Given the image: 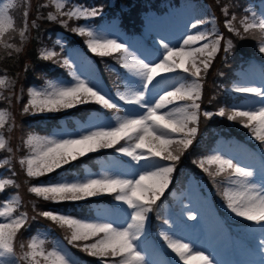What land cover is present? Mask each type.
Instances as JSON below:
<instances>
[{
  "label": "snow or ice",
  "instance_id": "snow-or-ice-1",
  "mask_svg": "<svg viewBox=\"0 0 264 264\" xmlns=\"http://www.w3.org/2000/svg\"><path fill=\"white\" fill-rule=\"evenodd\" d=\"M66 2L49 0L42 4L41 7L51 4L55 9L47 14L46 19L67 28L69 21L87 20L97 16L100 11L82 5L65 10ZM18 5L23 9V24L19 27L11 15V10ZM30 8L31 0H0V59L3 58V52L13 57L24 50L30 28L37 27L35 20L29 25ZM220 11L225 17L223 26L226 31L240 39L256 41L258 52L264 55V16L252 12L250 16L238 18L235 12L230 15V5L227 3L220 5ZM209 22L213 24L211 30L188 34L178 46L161 42L159 47L162 51L157 53V59L153 61L137 57L116 39L98 36L90 27L76 26L70 29L77 36L85 38L84 43L93 55L115 58L126 72L137 78L139 83L135 87H128L124 92L118 91L116 95L125 105L135 106L143 112L114 115V126L97 127L68 138L29 133L22 140V146L27 151L20 156L18 164L20 171L27 177V191L38 200L59 204L112 196L125 206V209H121L122 222L116 224L103 219L85 220L58 211L38 210L35 201L32 202L35 216L30 217L27 211H20L22 198L17 192L9 199L0 201V264H78L62 245L57 244L49 249L46 240L39 235L27 241L21 240L30 219L37 217L64 229L68 245L97 259L99 264H149L138 241L145 232L149 214L156 210L157 202L168 190L177 163L193 145L201 117L211 119L215 116L239 123L248 129L252 138L264 149V85H236L231 89L233 93L255 98L245 103L259 102V107L222 106L215 112L201 110L209 70L221 50L227 54L234 47L231 39H226L216 30L215 17ZM205 23L204 20H198L191 28L198 29ZM13 34H18V42L14 40ZM55 44L62 45V42L57 39ZM58 57L59 53L50 48H42L38 52V59L42 61L71 68L68 60L60 61ZM169 74H178V86L163 89L149 101L147 93L151 88L166 83ZM70 75L72 82L67 85L49 80L42 88H28V100L23 105V113L55 114L88 104L113 112L121 110L120 105L95 85L81 79L75 72H70ZM15 83V80L0 73V99H7L11 103V98L3 96L2 90L11 89ZM11 121V112L0 110V151L8 153L14 151L5 138V133L13 132L14 123ZM102 149H114L134 164L140 165L141 161L144 164L141 169L134 170L130 177L102 175L74 182L54 180L47 184H29L31 180L55 173ZM193 163L213 182L218 178L227 182L229 186L223 189L221 197L230 213L260 226L264 231V179L259 184L254 182L255 173L251 168L219 154L205 156ZM10 164L11 157L0 166ZM8 171L13 177L17 175L11 167ZM9 187L19 189L20 185L14 179L0 178V194ZM187 218L195 220L196 216L189 213ZM161 239L180 264H215L209 255L194 249L189 243L174 239L167 233H161ZM261 247L264 248V239L261 240Z\"/></svg>",
  "mask_w": 264,
  "mask_h": 264
},
{
  "label": "trees",
  "instance_id": "trees-1",
  "mask_svg": "<svg viewBox=\"0 0 264 264\" xmlns=\"http://www.w3.org/2000/svg\"><path fill=\"white\" fill-rule=\"evenodd\" d=\"M169 1L173 4H178L181 0H112L110 5L109 0H70L68 5L79 3L80 5L90 9H99L100 11L97 16L87 19L89 22L97 24L105 17H114L116 18L118 26L123 31L133 34L137 33V30L140 27V22L142 21V16L146 11L150 9L156 11L161 9L164 10L167 7V2ZM257 1L259 0H220V3H217V0H192L193 5L198 7L208 18L212 19V17H215V25L218 28V32L222 33L226 39H231L234 44L231 52L227 54L221 50L214 61L212 68L209 70L201 101L202 111L215 112L222 106L230 108L229 104L238 100L240 96V94L235 93V97H231V89L234 87L233 85L235 84V81L240 79L239 70L244 67L246 56H263L257 50L256 41L252 39H240L226 31L223 26L225 17L221 14L220 5L223 3L229 4L230 15L235 12L239 18L244 15H248V11L246 12L245 10H248V6L250 4H256ZM21 2H23V0H21ZM48 2L49 1L47 0H31L28 22L29 25H31V22L35 20L37 27L30 28V32L28 34L29 39L25 44L24 50L20 54L8 57L6 52H3V58L0 59V73L7 75L16 81L15 85L11 89L2 90L3 96L11 98V103H9V100L7 99H0V109L10 111L12 114L11 122L14 123L13 132L11 134L5 133V138L8 140L9 146L12 147L14 151L13 153L0 151V165H2L3 161L9 157H11V164L0 166V177L14 179L16 183L20 185L19 189L12 187L7 188L3 194H0V201L4 200L8 194L18 192L22 198L20 211H27L30 217L35 216V213L32 211V202L35 201L38 210L58 211L68 213L79 218L93 213L95 207V205H92L93 198L86 201L55 204L38 200L27 191L28 185L25 184L27 177H25L20 171V166L18 164V159L24 154L25 150L22 146V140L26 138L29 133L45 134L50 131L53 127L57 126L58 123L54 125L44 124H47L49 120L55 119L58 115H64L65 124L71 125L74 122L73 118H83L86 116V113L89 110L88 106L98 108L104 113L109 110L103 109L98 105L88 104L78 106L77 108L67 110L66 112H59L55 114H24L23 105L27 103L28 99L27 89L32 84L42 83L48 78L67 75L69 69L68 67H62L60 63H53L51 61H42L38 59V52L40 49L51 48L59 53L58 59L60 61L67 60L63 48H58V46L53 42V40L55 41V37L58 33L62 34V37L65 40H68L71 45L78 46L85 50L90 59L94 62L97 74L108 91H114L116 87L120 86V77L118 73L120 64L113 57H98L85 49V38L77 36L70 30L72 27L79 26L83 19L69 21L67 28L61 26V24L57 22L48 21L46 19L47 14L49 12H54L52 6L49 4L48 7H41L42 4ZM24 6L26 7L27 4ZM22 10L23 9L19 5L16 9L11 10V15L18 27L23 24ZM13 37L14 40L18 42V34H13ZM111 65L114 67H111ZM26 66L27 71H25ZM17 97H19V99H17ZM214 120H219L224 126H229L226 131H231L230 123L232 122L228 121L226 118L214 116L211 119H204L201 117V123L203 124L204 121L209 124ZM193 150L195 149L191 146L181 157L177 165L197 166V164L193 163V161H199L196 158L199 157V154L195 155ZM104 153L105 149L96 153H90L89 155L73 162L71 165L58 169L55 173L35 179V184H40L41 182L47 179H52L55 176H81L84 172V166L92 169L96 168V159ZM205 166L207 167L208 165ZM10 167L17 173L16 176H11V173L8 171ZM200 171L207 176V178L203 181H213L201 169ZM29 184H34V180L29 181ZM162 198H164V196ZM99 199L111 201L112 196H100ZM149 219L150 226L152 228H154L156 223L161 220L160 201L157 202L156 210L149 214ZM38 230H47L50 238L55 235H58L63 239L65 237L64 229L51 224V222L46 221L41 217H37L35 219H30L27 228L23 230L21 240L27 241L30 235ZM64 241L68 245L67 240L64 239ZM49 244L50 241L47 239L46 247H48ZM68 246L78 259L85 261V264H99L97 259L87 256L85 253L81 252L77 248H73L71 245Z\"/></svg>",
  "mask_w": 264,
  "mask_h": 264
},
{
  "label": "rangeland",
  "instance_id": "rangeland-1",
  "mask_svg": "<svg viewBox=\"0 0 264 264\" xmlns=\"http://www.w3.org/2000/svg\"><path fill=\"white\" fill-rule=\"evenodd\" d=\"M111 2L112 0H109V3ZM68 3L69 0L66 2L65 10H67L68 7L80 5L79 3L68 5ZM167 6L168 9L166 11H163L162 9L159 11L150 9L143 15L144 24L141 34L132 35L130 33H126L125 31L123 32L117 25L114 18H104L97 24H92L88 20L83 19L80 26L90 27L98 34V36L102 38L116 39L117 41L124 43L134 55L146 61H153L157 59V53L162 51L159 47L161 42L178 46L182 43V39L186 35L192 34L196 31H208L213 28V24L209 22L211 21V18H208L198 7L194 6L192 0H181L178 4H173L169 1L167 2ZM257 6L256 11L252 10V12H255L258 16H264V0H261ZM52 9L55 11L53 6ZM201 17L206 23L201 25L198 29H192L191 25L200 20ZM215 28L218 31L216 25ZM57 39L61 42L65 41L60 34L56 35L55 41ZM57 46L58 48H61V45ZM85 49L89 51L86 44ZM65 56L71 65V69L68 73L69 76L67 78H54L50 81L59 82L65 85L70 84L72 82L70 72H75V74L81 79L89 81L103 94L111 97L114 102L120 105L121 111L112 115H105L102 112L94 111L91 112L84 121L77 122L74 126H62L49 134L40 136L68 138L70 136L80 135L97 127L114 126L116 123L113 119L114 115L138 114L143 112L142 109L136 108L135 106L125 105L116 95L118 91L124 92L126 88L135 87L139 83L136 77L131 76L121 66L118 71L120 86L115 88L113 91L114 95H112L105 89L102 80L99 78L97 71L95 70L92 60L82 48L78 46L69 47L68 49H65ZM111 67L114 66L111 65ZM262 71L263 68L260 64L255 61L248 60L245 72L240 73V79L236 80L233 86L264 85V73ZM178 80V74H169V79L166 83H162L159 87H153L150 89L147 93L148 100L151 101L154 99L165 88H170L173 85L178 86ZM46 81L37 85L32 84L29 88H42L45 86ZM231 94L235 93L231 92ZM253 100H255V98L245 97L237 105L231 103L229 104V107H259V102L255 104L245 103L246 101ZM246 136L249 138L252 137L249 132ZM245 148L247 147H245V144L241 142H232L225 145L222 142H218L215 150L210 155L219 154L232 159L235 163H238L241 166L251 168L255 173L253 181L259 184L261 180L264 179V149H262L263 151H261V153H254V149L247 148L245 150ZM26 151L27 150L25 149L24 154ZM127 160L128 159L121 155H108L107 160L105 161L98 159L97 170H91L86 167L84 175L80 177L74 176L68 179L64 178L62 180L74 182L90 177H100L102 175H122L130 177L134 174V170L141 169L144 164V162L141 161L140 165H136ZM35 183L36 182L34 180V184ZM14 194L16 193L13 192L8 194L4 200L9 199ZM185 197V200L180 202L179 212L175 210L173 211L171 207L166 210L167 219L172 222V227H163L159 229L155 236L158 240L157 242H152V238L146 234V229L141 237V240L138 241L141 251L145 254L149 264H180L175 255L171 253L164 241L161 239V233H167L174 239H179L183 242L189 243L194 249L203 251L206 255H209L213 259L215 264H233V260L239 264H264V248H262L261 255L258 258H253L250 254L251 257L247 255V258L240 260L242 248H240V246L233 247V238L228 235L227 230L222 224L217 212L210 205L206 193H202L198 189L193 178H191L188 182V191L186 192ZM176 199L180 201L179 197ZM121 209H125V206L117 201H114V205L112 206L103 203L95 210L94 217L85 218V220L103 219L120 224L122 222ZM189 213L195 215L196 219L189 220L187 218ZM174 215L177 217H174ZM231 215L234 216L232 213ZM37 235L44 239L47 238L44 231H38L33 236ZM64 239L58 237L53 238L49 249L57 244L62 245L67 252L75 260H77L78 264H84L85 262H83V260H79L78 257L71 251Z\"/></svg>",
  "mask_w": 264,
  "mask_h": 264
}]
</instances>
